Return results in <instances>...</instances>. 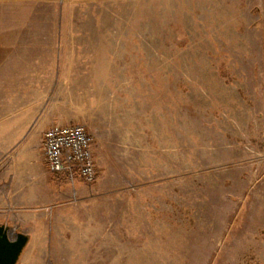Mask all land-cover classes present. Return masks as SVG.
<instances>
[{
  "label": "rangeland",
  "instance_id": "374dc122",
  "mask_svg": "<svg viewBox=\"0 0 264 264\" xmlns=\"http://www.w3.org/2000/svg\"><path fill=\"white\" fill-rule=\"evenodd\" d=\"M52 124L93 137L81 192ZM0 221L16 264H264V0H0Z\"/></svg>",
  "mask_w": 264,
  "mask_h": 264
},
{
  "label": "built area",
  "instance_id": "2783aa9c",
  "mask_svg": "<svg viewBox=\"0 0 264 264\" xmlns=\"http://www.w3.org/2000/svg\"><path fill=\"white\" fill-rule=\"evenodd\" d=\"M92 135L80 124H52L43 132L42 154L47 171L73 181L77 176L93 184L97 169L91 149Z\"/></svg>",
  "mask_w": 264,
  "mask_h": 264
},
{
  "label": "water",
  "instance_id": "95a60500",
  "mask_svg": "<svg viewBox=\"0 0 264 264\" xmlns=\"http://www.w3.org/2000/svg\"><path fill=\"white\" fill-rule=\"evenodd\" d=\"M29 239L30 234L0 222V264H16Z\"/></svg>",
  "mask_w": 264,
  "mask_h": 264
},
{
  "label": "crops",
  "instance_id": "0c3cea01",
  "mask_svg": "<svg viewBox=\"0 0 264 264\" xmlns=\"http://www.w3.org/2000/svg\"><path fill=\"white\" fill-rule=\"evenodd\" d=\"M40 170H42V173H46V174H49L50 176V182H49V186L51 187V191L53 193V195H59L63 192H67L68 191H75V192H81V190H83V188L85 187L83 185V182L81 179H79L77 176L74 178L73 181H76L75 184H73L74 182L73 181H69L65 176L63 175H59V174H51L47 171V168H46V165H45V160H44V157H43V154H42V158H41V161H40ZM84 186V187H83ZM43 191H44V188H43V183L40 182L36 187L33 188V192L35 193V198H37V195L38 196H43ZM41 194V195H39ZM1 222V221H0ZM30 233V232H29Z\"/></svg>",
  "mask_w": 264,
  "mask_h": 264
}]
</instances>
